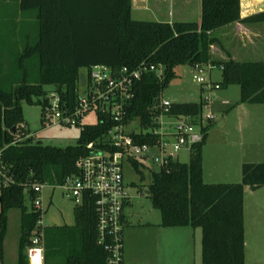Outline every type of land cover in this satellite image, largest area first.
<instances>
[{
    "label": "trees",
    "instance_id": "obj_1",
    "mask_svg": "<svg viewBox=\"0 0 264 264\" xmlns=\"http://www.w3.org/2000/svg\"><path fill=\"white\" fill-rule=\"evenodd\" d=\"M16 9L15 16L33 14L36 28L33 39L25 40L12 63L8 60L7 72L0 52L1 162L13 181L7 186L0 184V262L7 211L17 208L22 228L18 264H28L25 249L39 214L26 204L24 185H62L67 176L77 173L79 160L88 154L87 144L101 138L114 124L109 116L98 113L95 124H77V143L64 148L32 140L14 143L25 126L22 102L44 107L50 92L46 86L53 87L71 113L82 69L97 64L111 69H136L142 63L162 65V78L146 72L136 82L127 111V121L138 120L148 128L160 112L154 107L176 77V67L211 64L221 71L216 82L219 89L238 86L240 104H264V61L229 58L217 62L210 56V47L216 42L212 31L236 22L264 23V10L242 18L240 0H201L199 22L133 20L131 0H18ZM1 31L0 49L12 50V33L7 28ZM202 105L172 103L168 113L196 117ZM211 124L203 141L192 147L188 163L169 161L165 168L151 172L146 194L161 214L159 226L200 228L202 264H252L244 260L243 199L246 187L254 190L264 186V162H244L239 182L204 183L202 149ZM136 138L140 143L155 140L151 134ZM133 167L138 171L136 163ZM73 216L72 225L44 228L43 264H107L106 251L97 244L92 199L74 205Z\"/></svg>",
    "mask_w": 264,
    "mask_h": 264
},
{
    "label": "built area",
    "instance_id": "obj_2",
    "mask_svg": "<svg viewBox=\"0 0 264 264\" xmlns=\"http://www.w3.org/2000/svg\"><path fill=\"white\" fill-rule=\"evenodd\" d=\"M194 71L210 72L211 64L194 65ZM219 68V67H218ZM220 70V68H219ZM146 72H153L157 77L164 76L162 65L142 63L136 69L126 67L111 69L105 65H92L85 68V83L78 85L75 107L68 113V107L58 93L50 90L47 104L44 106L43 120L49 124H79L89 112L109 116L114 124L95 142L87 144L88 154L78 162L76 174L65 178L62 185L67 199L79 206L85 198L93 201L96 213L97 244L106 251L107 264H120L123 251V231L125 227L124 207L130 196L124 180V165L133 163L145 168L149 158L159 168H165L169 161H177L175 155L182 150L191 151L192 147L204 139L205 129L214 121L211 112L198 116H180L169 114L172 102L161 99L155 109L160 112L153 117V126L144 128L138 120L127 121V111L134 97L136 82ZM201 85L219 89L216 82L207 84L201 76H194ZM202 108L208 106L204 99ZM164 119H173L174 122ZM136 125L135 127H131ZM131 127V128H130ZM138 127V129L136 128ZM22 135L15 142L32 140L25 126H21ZM151 134L153 143H140L136 136ZM134 168V167H133ZM8 169L1 162L0 150V184H11ZM46 184L28 183L24 185L31 207L39 214L36 226L30 234V244L26 248L29 264H43L44 261V228L43 189ZM29 191L33 197L29 198Z\"/></svg>",
    "mask_w": 264,
    "mask_h": 264
},
{
    "label": "rangeland",
    "instance_id": "obj_3",
    "mask_svg": "<svg viewBox=\"0 0 264 264\" xmlns=\"http://www.w3.org/2000/svg\"><path fill=\"white\" fill-rule=\"evenodd\" d=\"M190 1V4L187 2ZM198 0H161L158 7V0H146L144 8H132V19L137 21H151L158 22V8L164 19L173 12L176 16L177 11H182L184 14L191 11V14L196 12L194 4ZM16 8H0V32L3 28L10 30L13 36V46L9 49L6 47L0 52H5L6 55L2 56V68L7 72L9 62L14 60L18 52L21 51L22 44L25 40L33 39L35 35L36 20L26 19L27 15L15 19ZM193 11V12H192ZM193 15V16H194ZM187 21H193L192 15L188 17ZM5 50V51H4ZM13 57H15L13 59ZM85 73V69L81 70ZM176 77L170 82L168 87L161 93V99L172 103L183 102H201L208 99V106L202 108V114L205 115L211 112L214 116V121L209 127L206 163L204 166L205 180H216V171L224 169L227 166H232L236 152H240L246 146L244 143L255 138V135L248 130H264V114L261 112L243 114L237 106L234 108L229 107L234 105L235 101L239 99L240 89L238 86H229L226 90L211 89L206 85H201L195 79V75L201 76L205 79L207 84L216 82L220 79V70L215 66L210 72L194 71L189 65H180L175 69ZM46 91L53 90V87L46 86ZM35 101V99H34ZM254 109V108H252ZM258 113V114H257ZM22 114L24 124L28 132L33 135L32 142H39L43 145H50L55 147L74 146L77 143L80 127L75 124H49L44 122L43 114L44 107L38 104H28L22 102ZM165 121L174 122L173 119H164ZM225 121L223 126H219L221 122ZM97 122V116L94 112L87 113L81 120L82 125H91ZM132 125L131 127H135ZM130 127V128H131ZM138 129V127H136ZM238 133V134H237ZM240 133V134H239ZM256 133V132H255ZM260 133V132H257ZM264 134V133H262ZM236 135L239 139H236ZM245 135V136H244ZM259 139L263 138L257 135ZM234 142L235 146L232 147L231 143ZM236 142V143H235ZM242 142V143H241ZM217 147V149H215ZM253 149V148H252ZM221 150V151H219ZM245 151V150H244ZM220 152V153H219ZM221 154V159L224 164H219L218 169L215 167V156ZM250 156L253 157V154ZM182 163H188L190 152L182 150L175 155V159ZM257 158H264V153L259 154ZM249 162V161H247ZM159 167L152 163L151 158L145 168L139 167L138 171L134 170L131 164L124 165V180L130 196L129 205L124 208V212L128 213V218L132 225L145 224L151 226L150 228L140 229L141 232L147 233L148 239L145 241H154L158 236V222H161V214L159 210L152 207L151 201L148 198L146 191L151 179V172L158 171ZM214 178V179H213ZM240 181V180H239ZM236 181V182H239ZM234 183V182H233ZM264 188L257 191H246L244 194V221L247 230H251L255 224L264 226ZM26 204L29 206L27 196L25 197ZM43 204L45 213L43 215L44 226H61L72 225L74 222L73 208L74 204L71 200L67 199L63 189L58 186L47 184L43 189ZM256 209H259L256 211ZM252 227V228H251ZM21 228V210L17 208L9 209L7 211V226L6 234L3 240V264H17L19 241L22 234ZM195 228H190L188 231H194ZM197 252L199 245V237L201 230L197 228ZM26 252V249H25ZM184 260V259H183ZM190 264H201L196 259ZM264 262V261H263ZM180 264H186L180 260Z\"/></svg>",
    "mask_w": 264,
    "mask_h": 264
},
{
    "label": "crops",
    "instance_id": "obj_4",
    "mask_svg": "<svg viewBox=\"0 0 264 264\" xmlns=\"http://www.w3.org/2000/svg\"><path fill=\"white\" fill-rule=\"evenodd\" d=\"M160 1L161 0H158V7ZM187 2L190 4V1ZM145 4L146 0H131V12L133 7L135 9H140L144 8ZM13 7H18V0H0V8ZM194 9H196L195 15L194 13L191 14V11L189 10L188 13L186 12V14H184L182 11H177L176 16L173 14V12H171L168 15V18L164 19L158 8V22L173 23L187 21V19H190L188 18L190 17V15L194 17V22H199L201 20V0L195 2ZM263 10L264 0H240V16L242 18ZM18 18L19 16H15V19ZM26 19L33 20L35 18L33 14H30L27 15ZM210 35L216 40V42H214V44H212L210 47V56L212 61H226L229 58L238 62L264 61V23L242 24L236 22L216 29L212 31ZM1 50L3 49L1 48ZM1 54L3 56L6 55L5 52H1ZM212 66L215 67V65ZM218 81H220V79L216 80V82ZM228 88L225 89L227 90ZM239 99L235 101L234 105H231L229 109H232L235 106H237L236 108H238L239 106L240 112H242L244 115L248 114V117H251V113L257 111L264 114V104H240ZM224 124L225 121L221 122L219 126H223ZM208 132L205 144L202 149V179L204 183H233L239 181L241 179V165L244 162H264V158H257L259 154L264 153V134H262L264 133V130H256L255 133L253 130L247 129L245 132H249V136L251 134L255 135V138L244 143L246 146H244L245 148L241 150V153L236 152L235 155H233L234 161L232 166H227L222 170H220L219 168V171H216L215 175L213 176L216 180H205L204 166L206 163L207 155L209 154V152H207V148L210 146L208 143ZM257 135H260L263 138L259 139ZM235 138L239 139L237 135ZM231 146H235L234 142L231 143ZM215 149H217V147ZM251 154H253V157L255 158H252V156H250ZM220 157L221 154L215 156V167L217 169L220 163L224 164L223 160ZM176 160L178 161V157L176 158ZM262 188H264V186L254 190L246 187L245 192H255L257 190H261ZM129 204L130 203L127 202L126 206ZM258 210L259 209H256V211ZM127 216L128 213L126 212L125 214L124 212L125 227L123 231V264H180V260L186 262V264H190L191 261L196 263L197 258L202 264L201 233L199 237L200 240L198 245V252L196 248L197 228H195L194 231H188L191 227L164 228L159 226L160 222H158V236H156V239L154 241L149 242L145 240L151 239H148L146 236L147 233H143L141 232V230L150 228L151 226H147L145 224H138L137 226L132 225ZM243 226L245 262L252 264H264V226L255 224L253 228L251 227V230H247L244 221V202ZM0 264H3V257Z\"/></svg>",
    "mask_w": 264,
    "mask_h": 264
},
{
    "label": "water",
    "instance_id": "obj_5",
    "mask_svg": "<svg viewBox=\"0 0 264 264\" xmlns=\"http://www.w3.org/2000/svg\"><path fill=\"white\" fill-rule=\"evenodd\" d=\"M79 82H80L81 85H83L85 83V77H84L83 74L79 75Z\"/></svg>",
    "mask_w": 264,
    "mask_h": 264
}]
</instances>
